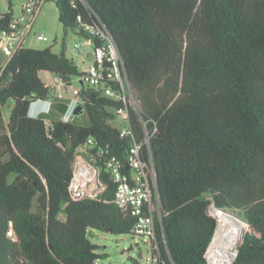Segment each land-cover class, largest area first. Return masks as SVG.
I'll return each instance as SVG.
<instances>
[{"label":"trees","instance_id":"trees-1","mask_svg":"<svg viewBox=\"0 0 264 264\" xmlns=\"http://www.w3.org/2000/svg\"><path fill=\"white\" fill-rule=\"evenodd\" d=\"M49 1L65 33L89 39L86 26L109 31L139 110L84 85L76 97L84 121L66 122L71 100L40 73L59 77L68 91L83 76L79 66L51 48L15 53L0 76V264H95L107 255L91 232L135 238L136 219L115 204L107 162L115 159L129 179L131 148L146 131L142 158L148 162L150 152L159 200L158 264H206L213 205L247 227L233 264H264V0ZM13 17L8 0L0 32ZM37 100H52L53 110L30 117ZM122 108L129 137L112 124ZM79 155L94 160L106 186L95 199L70 198Z\"/></svg>","mask_w":264,"mask_h":264},{"label":"built area","instance_id":"built-area-1","mask_svg":"<svg viewBox=\"0 0 264 264\" xmlns=\"http://www.w3.org/2000/svg\"><path fill=\"white\" fill-rule=\"evenodd\" d=\"M19 1L20 13L14 15L7 31L0 32V49L8 60H10L17 51L30 47L31 40L48 42V38L43 33H36L34 27L42 7L49 0ZM78 20L81 21V17H78ZM85 30L88 31L91 38L84 39L83 45L84 48L86 47L91 50L93 61L90 65H87L86 70L83 71V76L78 79V82L83 83V86L88 85L90 87L101 88L106 95L121 101L138 112V103L129 82L123 58L111 34L104 26L101 28L86 26ZM93 38L102 39L104 41L103 45L99 48L95 47ZM81 47L79 43L74 45L73 51L75 55H79ZM1 74L2 71L0 76ZM54 81L62 85V81L59 77H55ZM109 83H112L113 87L110 86ZM79 91L80 89L75 90V98L70 99L68 111L63 117L66 122L71 119L74 110L81 104V102L76 99ZM59 98L63 99L65 97L59 93ZM37 101L45 104L48 103L50 107L53 106L52 100ZM50 111L51 110L48 109L46 112L49 113ZM116 115L117 118L121 119L125 124V126L118 128L121 136H131L132 130L130 128V114L128 109L122 108L116 111ZM143 126L146 128L145 122H143ZM155 132L156 129L153 134ZM151 136L152 135L146 131L142 143L134 142L130 151L132 174L129 179L124 175L121 165H119L115 159H111L107 162L112 179L116 185L115 204L121 210L130 213L136 219L132 230L133 234L137 238H142L151 248L150 257L147 261H142L141 264H158L160 258L155 228V213L159 210L155 169L150 152L148 162L144 161L142 158L143 148L145 146L149 147ZM90 143H92V141H90ZM93 163L94 160L88 158L86 155H79L76 157L73 165V178L69 185V194L72 201L95 199L106 189V186L100 183L99 172L96 167L93 166ZM210 215L215 217L211 211ZM217 230L205 253L206 264H220L219 260L216 259V251L212 247ZM9 236H14L12 230L9 231ZM239 244H236L232 249V260L228 264H233L236 259Z\"/></svg>","mask_w":264,"mask_h":264},{"label":"rangeland","instance_id":"rangeland-1","mask_svg":"<svg viewBox=\"0 0 264 264\" xmlns=\"http://www.w3.org/2000/svg\"><path fill=\"white\" fill-rule=\"evenodd\" d=\"M12 2L14 13H18L20 9V1L12 0ZM7 12L8 0H0V16ZM34 31L36 33H43L48 38V42H38L36 40H32L33 42L30 44V48L38 50L51 48V50L56 54H61L65 51L66 56L75 61L81 72L86 70L87 65L92 63L93 57L91 53L89 58L85 59L84 63L82 60L78 59V55H75V52L73 51L74 45L79 43L82 46L81 49H83L84 39L71 30H68L65 33L59 22L58 8L53 1H48L42 7L41 13L35 24ZM40 76L47 85L56 88L60 94L69 100L75 98V90L82 88L81 83H79L77 79H73L72 86L68 89V91H66L62 85L55 83V76L53 74L42 72ZM8 111L9 108L6 107L5 112L7 115ZM76 121L83 122L84 118L79 116ZM112 124L117 128L125 126L123 121L118 118H116ZM210 211L217 220L218 228V219H220V214L224 212L214 209V207H211ZM230 214L231 213H229V215ZM90 239L99 247L98 253L107 255V258L100 259L96 261L95 264H134V261H147L150 257L151 248L142 238H133L128 235L115 236L100 231H93L91 232Z\"/></svg>","mask_w":264,"mask_h":264},{"label":"bare ground","instance_id":"bare-ground-1","mask_svg":"<svg viewBox=\"0 0 264 264\" xmlns=\"http://www.w3.org/2000/svg\"><path fill=\"white\" fill-rule=\"evenodd\" d=\"M231 216L224 212L220 214V219H218L219 228L212 247L216 251V259L219 260L220 264H228L232 260L231 251L236 244H239L247 228L243 222Z\"/></svg>","mask_w":264,"mask_h":264},{"label":"crops","instance_id":"crops-1","mask_svg":"<svg viewBox=\"0 0 264 264\" xmlns=\"http://www.w3.org/2000/svg\"><path fill=\"white\" fill-rule=\"evenodd\" d=\"M20 9L18 11V13H14V15H18L20 13ZM33 41L31 40L30 44ZM91 53V50L89 48H83L81 49L79 55H78V59L85 61L86 58H89V55ZM8 59L4 56V54L2 53L1 49H0V73L1 71L4 70V68L6 67L7 63H8ZM42 73V72H41ZM40 73V74H41ZM41 77V76H40ZM38 107L40 108V110L42 111H47L48 109L53 110V107H50V105L48 103H40L38 105Z\"/></svg>","mask_w":264,"mask_h":264},{"label":"clouds","instance_id":"clouds-1","mask_svg":"<svg viewBox=\"0 0 264 264\" xmlns=\"http://www.w3.org/2000/svg\"><path fill=\"white\" fill-rule=\"evenodd\" d=\"M40 104L39 101H35L29 108L28 115L32 118H37L41 113H47L46 111L40 110L38 105Z\"/></svg>","mask_w":264,"mask_h":264},{"label":"water","instance_id":"water-1","mask_svg":"<svg viewBox=\"0 0 264 264\" xmlns=\"http://www.w3.org/2000/svg\"><path fill=\"white\" fill-rule=\"evenodd\" d=\"M81 85L83 86V83H81ZM84 112H85V110H84L82 104H80V105L77 106L76 109L74 110V112H73L71 118L76 117V116H81V115L84 114ZM213 207H214V209H217L214 205H213ZM224 212L229 214L228 211H224ZM230 215H232V214H230ZM232 216L235 217L234 215H232ZM235 218L238 219L237 217H235ZM238 220H240V219H238ZM240 221H241V220H240ZM241 222H243V221H241ZM243 223H244V222H243Z\"/></svg>","mask_w":264,"mask_h":264}]
</instances>
